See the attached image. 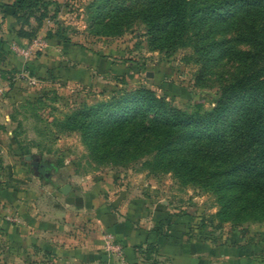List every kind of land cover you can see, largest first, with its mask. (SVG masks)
Returning a JSON list of instances; mask_svg holds the SVG:
<instances>
[{"label":"trees","instance_id":"obj_1","mask_svg":"<svg viewBox=\"0 0 264 264\" xmlns=\"http://www.w3.org/2000/svg\"><path fill=\"white\" fill-rule=\"evenodd\" d=\"M51 3L55 13L57 3L50 0L8 6L16 22ZM88 6V30L95 34H120L138 23L151 50L169 55L189 48L199 78L214 64L234 68L220 66L208 108L182 109L139 86L62 113L54 119L58 132L78 133L96 164L139 161L148 174H169L209 192L220 221H264V0H91ZM154 251L147 244L142 254Z\"/></svg>","mask_w":264,"mask_h":264},{"label":"rangeland","instance_id":"obj_2","mask_svg":"<svg viewBox=\"0 0 264 264\" xmlns=\"http://www.w3.org/2000/svg\"><path fill=\"white\" fill-rule=\"evenodd\" d=\"M50 1L57 3L55 13L51 3L44 12L34 10L16 22L14 12L5 22L6 11L11 10L0 2V67L6 61V68H0V113L8 118L0 124V193L11 181L52 208L99 183L110 192L152 198L166 214L164 220L180 219L187 236L217 242L221 235L242 227L251 233L247 243L264 257V221L240 225L220 221L212 194L196 185L183 186L169 174H148L139 169V161L127 167L96 164L87 158L78 133L58 132L54 121L79 104L139 86L182 109L194 104L208 108L221 81V65L210 66L199 78V63L189 48L169 55L151 50L145 28L138 23L120 34H95L88 30L91 0ZM56 31L69 42H63ZM12 45L28 49V55L15 53ZM222 67L234 68L231 62ZM23 149L33 155L31 159L51 165L45 177L31 159H24ZM16 167L20 172L11 170ZM64 184L68 189L61 193Z\"/></svg>","mask_w":264,"mask_h":264},{"label":"crops","instance_id":"obj_3","mask_svg":"<svg viewBox=\"0 0 264 264\" xmlns=\"http://www.w3.org/2000/svg\"><path fill=\"white\" fill-rule=\"evenodd\" d=\"M0 2L8 5L12 0ZM7 8L11 11H6L5 22L13 12ZM2 65L5 69L6 61ZM7 119L1 112L0 124ZM16 169L20 172L17 167L11 170ZM93 186L79 195L70 191L62 205L46 208L38 195L7 183L0 193V263L264 264L259 250L247 243L251 233L242 227L221 235L217 242L187 236L180 219L164 220L166 214L152 198L110 192L99 183ZM106 238L120 246V256L105 252ZM147 244L155 251L145 258L142 250Z\"/></svg>","mask_w":264,"mask_h":264},{"label":"built area","instance_id":"obj_4","mask_svg":"<svg viewBox=\"0 0 264 264\" xmlns=\"http://www.w3.org/2000/svg\"><path fill=\"white\" fill-rule=\"evenodd\" d=\"M11 50L24 57L28 55V49L26 48H20L18 46L12 45ZM103 247L106 253H113L117 256L122 254L120 246L114 243L110 238H106Z\"/></svg>","mask_w":264,"mask_h":264},{"label":"water","instance_id":"obj_5","mask_svg":"<svg viewBox=\"0 0 264 264\" xmlns=\"http://www.w3.org/2000/svg\"><path fill=\"white\" fill-rule=\"evenodd\" d=\"M29 69H31V67L29 66ZM24 157V159H26V160H30L31 158H32V156L31 155H24L23 156ZM32 164H33V166L36 168V169H38L39 171H40V173H42L41 175L43 176V177H45L46 175H47V169L45 170V169H43V167H45V168H49L51 165L47 162V160H43L42 162H39V161H33L32 162ZM68 189V185H66V184H64V185H62L61 187H59V191L61 192V193H65L66 192V190ZM101 259L104 261L105 260V255H103L102 257H101Z\"/></svg>","mask_w":264,"mask_h":264},{"label":"flooded vegetation","instance_id":"obj_6","mask_svg":"<svg viewBox=\"0 0 264 264\" xmlns=\"http://www.w3.org/2000/svg\"><path fill=\"white\" fill-rule=\"evenodd\" d=\"M35 159H31V165L33 166V164H32V162L34 161ZM35 161H39V162H42L43 160H35ZM34 167V166H33ZM43 169H48V168H45V167H43ZM39 171V170H38ZM39 173H40V171H39ZM42 173H40V175H41Z\"/></svg>","mask_w":264,"mask_h":264}]
</instances>
